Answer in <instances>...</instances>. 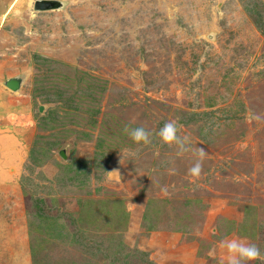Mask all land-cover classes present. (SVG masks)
Masks as SVG:
<instances>
[{
  "label": "rangeland",
  "instance_id": "1",
  "mask_svg": "<svg viewBox=\"0 0 264 264\" xmlns=\"http://www.w3.org/2000/svg\"><path fill=\"white\" fill-rule=\"evenodd\" d=\"M36 1L0 0V209L21 218L0 216V264H226L225 239L264 253V0ZM168 121L189 151L155 135Z\"/></svg>",
  "mask_w": 264,
  "mask_h": 264
},
{
  "label": "clouds",
  "instance_id": "2",
  "mask_svg": "<svg viewBox=\"0 0 264 264\" xmlns=\"http://www.w3.org/2000/svg\"><path fill=\"white\" fill-rule=\"evenodd\" d=\"M252 118L260 119L259 116H253ZM123 131L136 144L147 145L152 142L153 133L143 126L132 127L131 125H125ZM155 135L160 138L162 143L169 146L175 145L178 149V154H183L191 149V138L188 135L180 134V126L176 121L164 123ZM193 155L196 157V161L188 172L191 177L199 178L207 152L202 147H196L193 150ZM221 247L227 251L226 264H250L253 261H260L261 264H264V253L254 243L237 239H225L221 241Z\"/></svg>",
  "mask_w": 264,
  "mask_h": 264
},
{
  "label": "crops",
  "instance_id": "3",
  "mask_svg": "<svg viewBox=\"0 0 264 264\" xmlns=\"http://www.w3.org/2000/svg\"><path fill=\"white\" fill-rule=\"evenodd\" d=\"M13 172V169H12V166L9 165L8 168L7 167H3V165H0V177L1 180L0 181V194L3 193L4 195H2V198H8L7 201L10 203V198H11V190H10V187L11 186V183L9 180H6L7 177H9L10 174H12ZM6 178V179H4ZM16 202L14 201L13 204H10L9 206L5 205L3 206L1 209H0V216H3V221H6L7 219L4 218L7 214L10 215V217H7L8 220H13L12 222L14 223L15 221H21V218L18 217V216H12L13 214V211H16ZM17 215V214H16ZM20 220H18V219ZM15 222V223H17Z\"/></svg>",
  "mask_w": 264,
  "mask_h": 264
},
{
  "label": "water",
  "instance_id": "4",
  "mask_svg": "<svg viewBox=\"0 0 264 264\" xmlns=\"http://www.w3.org/2000/svg\"><path fill=\"white\" fill-rule=\"evenodd\" d=\"M59 6H61V4L55 0H37L34 4L35 9L39 11L59 8ZM22 82V78H11L6 81L5 85L13 91H19L21 89ZM60 154L63 158H67L65 150H62Z\"/></svg>",
  "mask_w": 264,
  "mask_h": 264
},
{
  "label": "trees",
  "instance_id": "5",
  "mask_svg": "<svg viewBox=\"0 0 264 264\" xmlns=\"http://www.w3.org/2000/svg\"><path fill=\"white\" fill-rule=\"evenodd\" d=\"M47 152L49 153V151L47 150H45V151H43V153L42 154H47ZM36 159H38L39 157H35ZM56 220L57 219H55V218H52V221H51V223H50V225L53 227L54 225H55V223H56ZM49 228V227H48Z\"/></svg>",
  "mask_w": 264,
  "mask_h": 264
}]
</instances>
